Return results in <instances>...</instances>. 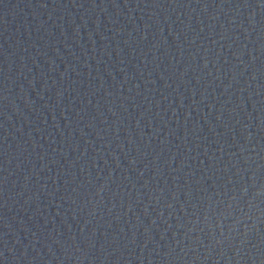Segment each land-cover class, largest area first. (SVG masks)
Here are the masks:
<instances>
[{
    "label": "water",
    "instance_id": "water-1",
    "mask_svg": "<svg viewBox=\"0 0 264 264\" xmlns=\"http://www.w3.org/2000/svg\"><path fill=\"white\" fill-rule=\"evenodd\" d=\"M0 264H264V0H0Z\"/></svg>",
    "mask_w": 264,
    "mask_h": 264
}]
</instances>
